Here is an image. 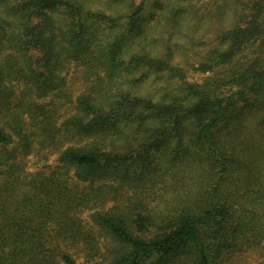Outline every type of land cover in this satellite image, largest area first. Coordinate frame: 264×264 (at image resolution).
<instances>
[{
    "label": "trees",
    "instance_id": "trees-1",
    "mask_svg": "<svg viewBox=\"0 0 264 264\" xmlns=\"http://www.w3.org/2000/svg\"><path fill=\"white\" fill-rule=\"evenodd\" d=\"M152 2L0 0V147L10 143L7 114L19 126L26 114L38 117L40 136L52 139L54 130L46 129L52 109L36 101L68 97L66 75L80 72L83 89L63 121L71 145L57 151L55 162L76 183L98 187L80 201L99 208L91 221L110 245L93 264H214L237 246L247 225L238 217V102L252 100L253 113L264 105V0L240 3L238 11L224 6L226 27L198 70L230 67L229 76L182 82L181 94L169 98L143 94L148 74L122 58L129 44L147 36L149 8L154 23L178 22L184 10L192 19L188 9L178 10L191 0ZM192 28L196 44L200 30ZM22 142L29 153L27 138ZM4 222L0 264H82L57 246L84 243L71 230L75 223L53 230L47 244L46 230L17 226L14 217ZM84 250L93 257L98 248Z\"/></svg>",
    "mask_w": 264,
    "mask_h": 264
},
{
    "label": "rangeland",
    "instance_id": "rangeland-1",
    "mask_svg": "<svg viewBox=\"0 0 264 264\" xmlns=\"http://www.w3.org/2000/svg\"><path fill=\"white\" fill-rule=\"evenodd\" d=\"M139 1L132 0L134 4ZM147 1L148 7L154 6L152 0ZM97 2L99 0H90V5ZM248 2L250 0H191L178 10L188 9L192 19L189 20V13L184 10L178 22L157 19L159 22L154 23L152 15L155 10L149 8L145 23L147 36L134 40L122 55L124 62L132 67L143 66L140 73L148 74L143 94L174 97L181 94L178 89L182 82L201 85L208 80L229 76L230 67L207 73H201L198 68L203 63L207 65V51L217 45L223 27H226V18L222 14L224 6L238 11L240 3L248 5ZM191 26L192 32L195 28L200 30L196 44L189 36ZM148 53L152 57L148 58ZM178 71L183 75L182 80L178 79ZM130 75L131 79H136ZM80 78L81 73L77 71L66 75L68 97L55 95L36 101L37 106L52 109L54 118L46 125V129L50 127L55 132L52 139L40 136L44 125L39 123L38 117L26 114L24 125L19 126L15 124L16 117L5 115L4 127L10 134V143L0 147V226H4V219L14 217L17 226L46 230L43 241L48 244L47 237L53 235L51 232L68 227L71 221L77 225H71V230L80 233L85 241H58L59 251L78 263L93 264L102 261L110 245L100 237L91 221V216L99 208L80 201H88L96 195L98 187L96 184L76 183L71 171L62 169L55 162L57 151L71 145L63 133V121L73 111L71 101L83 89ZM220 90L222 94L229 92L227 88ZM252 106V100L238 102V217H242L247 225L241 234L238 233L237 246L231 244L223 250L215 257L214 264H259L264 260V105L259 113H253ZM22 138H27L29 153L23 150ZM110 198L108 195L104 200ZM78 203L80 205L76 206ZM106 204L110 205V202ZM87 245L98 248L93 257H87L84 250Z\"/></svg>",
    "mask_w": 264,
    "mask_h": 264
}]
</instances>
